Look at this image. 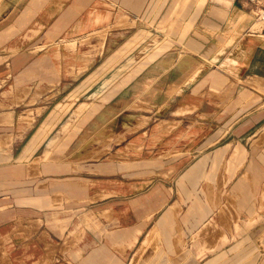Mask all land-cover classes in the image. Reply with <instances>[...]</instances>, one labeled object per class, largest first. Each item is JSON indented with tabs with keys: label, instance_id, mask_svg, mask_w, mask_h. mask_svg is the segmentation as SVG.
I'll use <instances>...</instances> for the list:
<instances>
[{
	"label": "crops",
	"instance_id": "crops-1",
	"mask_svg": "<svg viewBox=\"0 0 264 264\" xmlns=\"http://www.w3.org/2000/svg\"><path fill=\"white\" fill-rule=\"evenodd\" d=\"M88 1L0 0V135L17 136L12 152L20 136L28 138L11 153L12 162H0V246L7 264H264V146L237 144L244 123L253 121V135L264 128L262 1ZM106 4L131 15L122 17L130 25L140 12L155 14L160 40L137 58L136 49L106 64L127 31L108 30L93 49L80 46L114 19V9H102ZM87 51L93 56L86 60ZM82 85L92 91L86 101L78 99L47 134L62 119L74 122L68 132L61 131L63 122L56 130L55 141L64 146H48L64 158L42 159L29 170L47 153V136L31 155L20 156L53 110L51 99ZM32 98L42 111H33L28 127L18 118ZM82 103L87 107L72 117ZM149 112L154 125L130 121ZM196 117L225 120L220 140L237 138L196 146ZM100 119L109 127L99 133L111 142L78 146L80 136L97 133ZM174 120L163 131L160 123ZM169 133L170 146H158ZM219 163L220 190L213 188L219 203L212 197L201 205L196 198L207 191L197 185L213 181L211 169ZM168 166L177 171L176 197L173 187L158 182L157 170ZM185 196L192 203L185 212L175 203L165 210L166 200Z\"/></svg>",
	"mask_w": 264,
	"mask_h": 264
},
{
	"label": "rangeland",
	"instance_id": "rangeland-1",
	"mask_svg": "<svg viewBox=\"0 0 264 264\" xmlns=\"http://www.w3.org/2000/svg\"><path fill=\"white\" fill-rule=\"evenodd\" d=\"M26 0H20L21 3H23ZM90 1V0H89ZM88 1V2H89ZM261 4L259 6V8L264 9V0H261ZM87 2V1H86ZM85 2V3H86ZM118 5V4H117ZM116 5V7L113 8V5L109 6V4L106 5H101L102 9H111L113 10V17L114 19L112 20V22L105 24V27L93 31V34L88 35V37L84 40H82L80 42V46L84 47L85 49L87 48H96L100 46V41L104 38L105 33H107L108 30H112L115 32H126V35L124 39H120V43H124L125 44L123 46H121L114 54H112L106 64L109 63H115L117 61H119L120 59H122L126 54H129V52L136 50V58L142 53L141 49H144L145 46L149 45L152 42H156L160 40V37H157L158 35H156L158 33V31L161 30H157V23H156V16L155 14L151 15L150 13H146V12H140L138 13V19L135 18V23L130 25L127 22H125L123 20V16L124 15H128L130 17H132L131 15L127 14L126 12H122V8L118 7ZM5 8V7H4ZM3 7H0V10H2ZM13 11H15L13 9ZM148 14V15H147ZM133 18V17H132ZM121 29H125V30H121ZM145 30V31H143ZM25 38V37H24ZM95 39V41H97V46H93L90 43L93 42V40ZM90 44V45H89ZM68 46H74V44H69ZM85 54L86 56V60L90 59L91 56L89 51H87ZM105 56H102V59ZM0 60H4V58H0ZM85 85V84H84ZM78 86L77 88H75L74 91L70 92L71 89H73V87L68 88L67 92L62 94V95H58L56 98L53 97L51 100V104H50V108L49 109H53L50 114L47 116V118L41 123V125L39 126V128L36 129L35 133L30 137V139L28 140V142L26 143V145L23 148L22 154L20 156V158H26L29 155H31L34 150L42 143V141L45 139V137L47 136V134L53 129V127L55 126V124L59 121V119L61 118V116L63 117L68 111L72 110L75 107V102L79 99V101H86L87 96L90 94V92H92L90 89H86L84 87L85 92H84V96L82 97H77V94L81 91V89H83L82 87L84 86ZM88 87V86H87ZM83 89V90H84ZM26 95V94H25ZM73 95V96H72ZM35 96V95H34ZM53 96V95H52ZM22 100V99H21ZM19 100H15V103H18ZM36 100V97H35ZM58 101H61L62 104H57ZM55 104H57L55 106ZM42 104H37L36 101H34V98L30 99V101H27L26 104L23 106L21 105V109L19 113V118H18V122H27L26 124L28 125V127L32 126L31 122H32V113L33 111L40 113L42 111L41 106ZM222 105V103L219 104V106ZM1 106V105H0ZM213 106V105H211ZM36 107V109L33 110V108ZM87 107L86 103H82L80 104L78 107L75 108V110L72 113V117L77 116L84 108ZM167 111L164 112L165 115ZM181 112V111H180ZM151 112H149L147 115V117H143L141 119L139 118H133L130 121L134 122L135 124H137V126H141V125H147V126H151L155 124V118L154 117H150ZM162 113V112H161ZM70 114H67L66 116L69 117ZM9 118V117H8ZM66 119V118H65ZM5 122H9V119H5ZM65 121L62 119V122ZM75 121V120H74ZM196 121V126H195V135L193 136V139L195 141V145L196 146H219L223 143H225V141L227 139H232L233 137L237 138L236 135H232L230 136V138H223L220 140V136L222 135V133L224 132V126H225V120L219 119V118H205V117H196L195 119ZM242 121H247V118H244ZM61 122V120H60ZM60 122L58 123V126L56 127V129H54V131L52 133H50L47 138L45 139L44 143L42 144V146H46L44 148H41L36 155H40V153H42V151L45 154V156H41V157H37L36 160H34L29 166V170H37V165L38 162L42 159L44 160H53V159H58V158H64V156L62 157L59 153V151L57 150H53L52 148H48V146H64V145H60L58 140L55 141V139L57 138V136H59V133H57V136L55 137V133L57 132V128L60 125ZM61 122V123H62ZM253 121H248V123H244L245 125V132L243 134H241L238 138H237V144H242L243 146H247L248 150L250 149L251 146H264V128L262 130H260L258 132V134L253 135L252 133V129H251V125ZM64 123V122H63ZM176 121L174 120V122H161L160 126L161 128H163V131H168L169 128L172 127L173 124H175ZM254 127H256L257 123H254ZM74 126V122L71 123L70 120L66 121L62 127H61V131H63L64 129L66 130V132L70 131L72 129V127ZM109 127V123L107 122V120H103L100 119L99 123L96 125V128L93 132H97V133H87L84 134L82 137H79V145L78 146H92L93 144H97L96 146H103L105 143H109L112 140V136H108L105 134H100L99 132H101L102 130L106 129ZM65 132V133H66ZM64 135V134H63ZM63 135L61 137H63ZM17 137V136H16ZM13 135H8V134H2L0 135V147H4V151L3 153L0 154V162H12L13 158L11 153H17V148H19L20 146H22L26 141H27V135L20 136V140L17 144H15V150L14 152L10 151L11 150V146H13V140L16 138ZM29 137V136H28ZM173 134L169 133L166 135H163V139L159 140L158 146H170L168 144H171L172 139H173ZM84 139V140H83ZM121 137L116 136L115 142H120ZM154 142V141H153ZM123 143H126L127 146H134L132 144H130L128 142V140H125ZM68 146H75L72 143L68 144ZM213 147H211L210 149H212ZM206 151H196L195 154H203ZM74 153V152H73ZM166 153V152H165ZM9 154L11 155V157H9ZM149 154V152H148ZM164 157H168V155H165ZM120 159H122V157H120ZM23 161V160H22ZM222 163L219 164H215L212 169H211V176L213 177V181L211 180H206L205 182H201L197 185V187H200V189L202 191H207L206 194L202 193L200 191H198L199 193V197H197V201L199 202V204L204 205V203L209 201L212 202V197L214 198L216 203H219V193L217 195L213 194V188L218 189L220 187V183L217 182V177L222 173L223 168L221 167ZM128 168V167H127ZM131 171H133L134 169H139V168H135L133 166L130 167ZM133 169V170H132ZM145 169V168H144ZM146 173L148 176L153 175V171L155 170L154 168H146ZM210 169V168H209ZM208 169V170H209ZM207 170V171H208ZM158 171V177L160 178L158 180V182L163 183L165 185V187L168 188V190L171 191V187H173L174 190V196H177L178 193V188L174 185L173 183V178L175 176H177V171H172L171 167H164V168H159ZM37 172V171H36ZM30 173V172H29ZM34 173V172H31ZM157 182L154 183H150L149 186H155ZM220 189H218L219 191ZM197 195V194H196ZM173 196V195H172ZM175 196V197H176ZM207 196V198H206ZM171 198L169 200H166L165 202H168L165 206V210L168 212L169 210V204L172 205V203H175V210H179L180 213H183L186 211V209L188 208V206H190L192 203L191 200L189 201V199H187V197L185 196V198H181L180 199H175ZM217 197V198H216ZM179 201V202H178ZM217 205V204H216ZM171 207V206H170ZM157 216H154V218H152L153 223L155 222ZM172 218V216H170ZM186 218V216H185ZM185 218H181V221L183 223V225H187L188 224V220H186ZM171 221V220H170ZM0 242L1 238H0ZM0 259L4 260V262L9 263L8 260V254L5 253L4 248L2 246H0Z\"/></svg>",
	"mask_w": 264,
	"mask_h": 264
},
{
	"label": "bare ground",
	"instance_id": "bare-ground-1",
	"mask_svg": "<svg viewBox=\"0 0 264 264\" xmlns=\"http://www.w3.org/2000/svg\"><path fill=\"white\" fill-rule=\"evenodd\" d=\"M244 18V17H243ZM258 18L260 19V20H262V21H264V9H261L260 11H259V13H258ZM128 19V18H127ZM259 80H261V79H259ZM259 80H257V81H259ZM261 82V81H260ZM262 83V82H261ZM223 209V208H222Z\"/></svg>",
	"mask_w": 264,
	"mask_h": 264
}]
</instances>
